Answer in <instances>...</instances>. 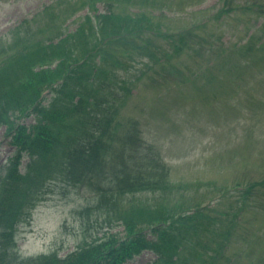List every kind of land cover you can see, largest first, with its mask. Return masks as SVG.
Here are the masks:
<instances>
[{"label":"trees","instance_id":"1","mask_svg":"<svg viewBox=\"0 0 264 264\" xmlns=\"http://www.w3.org/2000/svg\"><path fill=\"white\" fill-rule=\"evenodd\" d=\"M164 1L139 0L149 10L145 13L139 6L137 11L127 10L129 0H53L18 22L22 27L29 25L22 29L29 35L21 31L2 39L4 44L9 41V50H2L7 55L0 59V126L4 125L14 149L0 171V264H126L145 250L156 254L152 264H191L202 253L198 248H210L214 230L222 237L216 253L242 228L243 218L237 224L236 213L253 209L261 198L264 201L263 177L219 186L222 196L230 198L237 189L229 204L223 203L222 196L216 207H204L198 200L174 202L173 191L184 184L168 179L174 164L163 153L166 142L174 141L168 135L172 129L167 127L161 143L157 127L128 117L123 102L133 92L126 85L129 76L133 80L147 77L160 90L169 84L168 79L165 83L158 79L165 72L177 78L176 84L184 83L188 78L184 71L180 73L174 63L166 66L170 58L179 60V54L193 59L191 65L183 60L185 68L211 89L212 100L227 96L235 81L250 86L248 77L264 71L262 38L256 46L251 42L237 46L233 56L223 42H204L203 36L193 40L196 25L169 32L162 20L168 16ZM221 1L219 12L212 15L216 20L236 8L252 11L253 4L260 8L253 19L264 16L262 0L243 5ZM198 3L193 0L191 5ZM72 17L76 26L67 29ZM157 38L159 42H155ZM165 40L169 47L162 44ZM130 60L134 61L130 66L134 75L129 73ZM221 73L233 80L231 86L219 79ZM261 87L264 91V83ZM197 88L204 96L205 90ZM45 89L53 93L47 103L42 102ZM165 104L158 101L153 111L160 107L158 111L164 115ZM244 110L240 125L248 130L238 135L242 146L231 147L243 157L251 156L249 140L261 132L264 95H258L250 109L242 104ZM31 114L35 116L33 123L19 121ZM123 126L128 130L121 134ZM259 138L256 140L264 141ZM58 175L74 185L89 184L92 191L100 190L89 206L104 209L109 227L116 223L122 229L92 236L64 256L51 251L22 257L13 236L14 216L22 219L25 210L43 195L45 183ZM212 225L220 228L212 229Z\"/></svg>","mask_w":264,"mask_h":264},{"label":"rangeland","instance_id":"2","mask_svg":"<svg viewBox=\"0 0 264 264\" xmlns=\"http://www.w3.org/2000/svg\"><path fill=\"white\" fill-rule=\"evenodd\" d=\"M52 1L0 0V59L7 55L2 50H9V41L4 44L5 37H11L12 34L16 35L21 31L23 33L22 29L29 28V25L22 27L18 22L23 18L32 17L44 5ZM197 1L200 3L191 5L193 0H165L164 12H167L168 16L162 20L164 24L166 23L167 31H175L189 26L188 24L196 25L193 40L197 41L203 36L204 42L208 40L215 44L223 42L233 56L236 54L237 46L248 42L256 46L260 43V38H262L261 41L264 40V16L256 19L252 16L254 13L257 14L259 6L253 4L252 11L248 12L236 8L216 20L212 18V15L219 12L222 1ZM233 1L242 5L264 2V0L263 2ZM98 4L101 10L105 8L104 3ZM137 6H139V11L149 13L148 8L139 3V0H129L125 8L129 11H137ZM199 9L203 10L197 12L196 10ZM72 20L73 17L67 21V29L75 27ZM26 34L29 35L28 32L23 33V35ZM11 40L13 41V37ZM21 42L25 44L23 40ZM155 42H159V38L155 39ZM162 44L169 47L167 40ZM178 59L174 61L170 58L166 66L169 67L170 63H174V67L180 73L184 71L188 77L184 83L176 84L177 78L165 72L163 77L159 76L158 79L163 83L165 79H168L169 84L162 85L163 90H160L152 82H148L147 77L133 80V77L129 76L126 85L131 86L133 92L125 98L123 106L128 117L141 124L147 121V125L149 124L151 128L157 127V138L161 143H163L167 127L172 129V133L167 132L174 141L166 142L167 147L163 153L164 157L166 156L165 158L169 160L168 162L174 164L171 165L168 179L175 182L182 180L185 186L173 191L174 202L184 203L182 201L195 202L198 200L202 202V205L208 204L216 207L219 198H216L218 193L215 192L217 189H214L213 185L231 184L234 180L244 183L264 177V158L260 159L261 155L264 156V141L256 140L259 136V140H264V122L260 128L261 132L255 134L254 138L252 135V140H249L248 151L250 147H253L251 156L246 154L243 157L241 152L237 153L231 148L232 145L242 146L238 135L248 130L240 125L246 115L245 110L244 113L242 112V104L244 109H250V104L254 103L258 95H264V91L261 90V85L264 83V71L259 70L255 76L248 77V81H251L250 86L244 83L238 85L236 81L232 85L233 80H229L221 73L219 79L226 80L229 86L232 85V90L228 91L227 96L212 100L211 89L205 88V85L197 81L194 76L191 77L193 74L185 68L187 64H192L193 59L187 57L186 53L179 54ZM133 63L134 61L130 60L127 65L130 67ZM129 70V73L134 75L131 72L133 68L130 67ZM131 80L133 85H131ZM216 84L217 82L214 86ZM234 85L239 89V93L234 91ZM196 86L205 90L204 96H200ZM52 95L49 89H45L42 92V102L47 103ZM158 101L166 103L164 115L158 111L160 107L153 111ZM216 104L217 107H214L213 105ZM232 115L235 119H232ZM239 116H241L240 120H238ZM171 120L173 123L175 121L173 125L170 123ZM19 121L30 124L35 121V116L33 114L24 116ZM146 128L147 126L144 129ZM177 128L178 133H175ZM126 130L128 129L123 126L119 132L123 134ZM13 149L5 134L4 125L0 126V171L4 163L6 164L8 156L13 154ZM26 160L27 158L23 160V166ZM234 161L235 164L232 166ZM45 184L47 187L43 195L39 197L36 204L25 210V216L22 219L19 215L14 216L17 223L14 226L13 236L17 251L22 257L51 251L64 256L73 251L79 243L88 241L92 236L122 229V226H116V223H113L111 228L109 227V222L104 218L106 215L104 209H94L89 206L93 204V198L100 190L92 191L89 184L83 187L74 185L59 175ZM221 199L224 204L232 200L226 195ZM217 208L220 209L221 206ZM255 211H258V208L251 209V212ZM6 214L10 216L8 211ZM261 216L263 217V214L260 212L246 215L242 228L237 231L231 242H224L222 248L216 253L214 250L222 237L221 233L214 230L208 243L210 248L205 247L204 250L198 248L202 253L199 259L194 258L191 264H264V221L260 222ZM215 227L210 226L212 229L220 228V226ZM209 254H214V256L209 257ZM155 259L156 254L153 251L145 250L128 260L126 264H152Z\"/></svg>","mask_w":264,"mask_h":264}]
</instances>
